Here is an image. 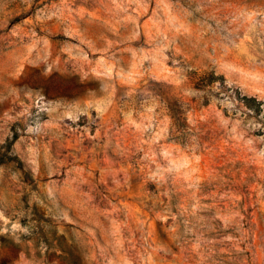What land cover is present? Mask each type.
Listing matches in <instances>:
<instances>
[{
  "label": "rangeland",
  "instance_id": "1",
  "mask_svg": "<svg viewBox=\"0 0 264 264\" xmlns=\"http://www.w3.org/2000/svg\"><path fill=\"white\" fill-rule=\"evenodd\" d=\"M0 264H264V0H0Z\"/></svg>",
  "mask_w": 264,
  "mask_h": 264
}]
</instances>
